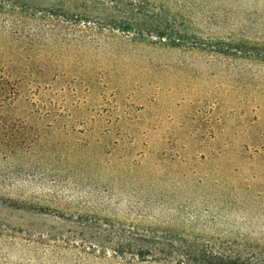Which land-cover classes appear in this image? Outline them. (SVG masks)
Returning <instances> with one entry per match:
<instances>
[{"label": "rangeland", "instance_id": "rangeland-1", "mask_svg": "<svg viewBox=\"0 0 264 264\" xmlns=\"http://www.w3.org/2000/svg\"><path fill=\"white\" fill-rule=\"evenodd\" d=\"M189 248L264 252V0H0V264Z\"/></svg>", "mask_w": 264, "mask_h": 264}, {"label": "trees", "instance_id": "trees-1", "mask_svg": "<svg viewBox=\"0 0 264 264\" xmlns=\"http://www.w3.org/2000/svg\"><path fill=\"white\" fill-rule=\"evenodd\" d=\"M162 37L161 39H166L162 34L158 33V37ZM132 43H134L132 41ZM169 46V45H168ZM168 46L160 47V49L167 48ZM174 44H171L170 47L173 48ZM190 251L188 256L190 257V262L195 264H264V252H252L247 256H243L238 253H234L230 250L223 251L222 249H192L189 248L187 250ZM187 257V256H186Z\"/></svg>", "mask_w": 264, "mask_h": 264}]
</instances>
